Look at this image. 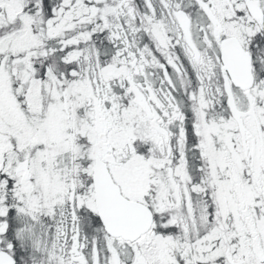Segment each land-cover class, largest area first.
I'll return each instance as SVG.
<instances>
[{
    "label": "snow or ice",
    "instance_id": "6c2138e0",
    "mask_svg": "<svg viewBox=\"0 0 264 264\" xmlns=\"http://www.w3.org/2000/svg\"><path fill=\"white\" fill-rule=\"evenodd\" d=\"M0 264H264V0H0Z\"/></svg>",
    "mask_w": 264,
    "mask_h": 264
}]
</instances>
